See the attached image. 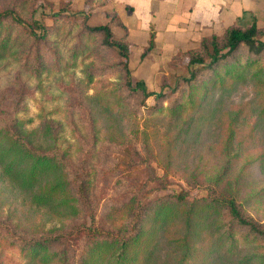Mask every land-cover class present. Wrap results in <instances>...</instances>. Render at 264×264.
Returning <instances> with one entry per match:
<instances>
[{
    "label": "rangeland",
    "instance_id": "374dc122",
    "mask_svg": "<svg viewBox=\"0 0 264 264\" xmlns=\"http://www.w3.org/2000/svg\"><path fill=\"white\" fill-rule=\"evenodd\" d=\"M112 6L113 0H0V11L12 9L24 20H36L47 27L42 40L28 38L11 22L0 29V98L20 100L17 115L31 120L27 124L29 129L42 120L52 121L59 130V146L77 167L81 149L87 150L77 140V134L88 142L84 121L88 112L94 116L97 130L96 144L88 152L87 173L83 174L88 182V201L81 202L80 217H62L61 205H41L32 193L21 191L0 178V221L11 222L27 236H37L59 228L68 230L83 222V214L93 210V223L113 230L126 218L123 212H115L114 202L120 195L123 198L128 194L135 196L136 188L147 186L151 188V197L181 190L189 197L205 196L204 184L220 169L228 154L237 153L239 159L234 161L233 175H239L237 188L242 210L264 227V52L257 58L252 57L256 60L250 66H246L249 59L246 49L241 47L234 52L230 61L235 58L238 65H245L238 66L243 75L238 79L228 78L224 94L219 87L209 93L201 85L192 96L193 102L185 103L179 116H171L168 107L173 101H186V87H183L182 91L168 93L161 99L159 111L137 109L135 119L127 116L122 120L120 131L113 125L111 91L115 83H121L118 54L114 49L102 47L98 34L80 30L83 20L91 26L109 21L111 31L121 36L123 29L116 24ZM252 16L256 17L258 27L264 28V0H257L254 12L243 10L228 24V20L224 21L218 36L231 23L245 27ZM2 37H8L5 48H2ZM145 46H137L140 54ZM137 47L129 43L132 52ZM177 53L165 60L156 58L158 63L150 57V64H143L144 57L139 54L129 60L133 78L143 79L144 74L143 80L151 91H160L164 80L167 92L174 80L187 75V58ZM36 55L38 68L30 62ZM23 57L29 61L26 63ZM257 69L260 75L255 85L250 73ZM88 70L93 73L91 83L86 80ZM221 98L222 102H218ZM153 104V96L148 97L146 105ZM105 105L111 110L110 116ZM125 112L129 113L128 109ZM224 188L226 192L229 190L228 185ZM221 217L227 220L226 216ZM231 226L233 243L236 251H241L240 255L252 247L264 252V240L252 241V235L246 236L244 226L235 223ZM4 233L0 229V262L3 264H79V255L86 257L91 246V242L84 239H70L62 246L63 260L38 262L9 244ZM193 248L192 259H188L187 264H213L211 257L202 252L203 244L197 242ZM102 255L104 259L100 264H113L112 257L107 263V256ZM173 256L169 246L161 242L154 261L144 264H175ZM141 260L139 255L133 264H142ZM233 263L226 257L222 264ZM86 264H96L95 257L90 256Z\"/></svg>",
    "mask_w": 264,
    "mask_h": 264
},
{
    "label": "trees",
    "instance_id": "16d2710c",
    "mask_svg": "<svg viewBox=\"0 0 264 264\" xmlns=\"http://www.w3.org/2000/svg\"><path fill=\"white\" fill-rule=\"evenodd\" d=\"M61 11H64L63 8ZM113 14V17H117L116 13ZM84 16L86 19V15ZM8 22H11L12 26L17 25L30 39L42 40L47 31L42 22L26 21L12 9L1 10L0 29ZM116 24L123 29L121 36H116L111 31L109 21L91 26L83 20L80 30L98 34L100 45L114 49L118 54L121 83H115L111 90L113 125L118 130L127 116L135 119L137 109L144 107L150 111H159V101L167 97L168 93L182 91L183 87H186V101H173L168 107L171 116H179L185 103L193 102L192 96L201 85L205 87L206 92L210 93L219 87L221 94H224L227 79H238L243 75V72L239 73L238 66L241 68L245 65H238L235 58L230 61L234 52L241 47L246 49L249 58L246 60V66H250L264 52V28L258 27L256 17L252 16L250 23L245 27L229 25L221 36H204L199 40L197 47L178 52L187 58V75L179 77L180 80H174V85L168 88L167 92L164 80L161 82L160 91H151L143 79L133 78L129 67L131 50L127 30L118 17ZM7 38H1L2 48H5ZM154 48V32L151 30L140 57H145ZM26 56L29 59L28 53ZM23 59L26 63L29 61L27 57ZM30 62L38 68V55L33 56ZM259 75L258 69L250 73L253 84L256 85ZM86 80L87 83L93 81V73L89 70ZM17 95L20 97V92H17ZM150 96H153L155 104L147 106L146 100ZM177 98L178 96L175 99ZM19 101L0 98V178L21 191L32 193L41 205H61L62 217H80V204L88 201V182L83 174L87 173L88 152L94 148L97 140L94 116L88 112L84 120L88 142L80 133L77 134V140L87 149H81L82 155L77 167L66 150L59 146V130L55 129L54 123L42 120L38 126L29 129L27 124L31 120L17 115ZM218 102H222V98ZM103 107L110 116V108L107 105ZM127 109L129 113L125 112ZM137 129L136 126V131ZM231 138L232 135L229 134V139ZM236 158L239 159L237 153L227 155V160L220 169L204 184L207 194L202 197H189L185 190L151 197V188L147 186L136 188L135 196L128 194L123 198L120 195L114 202L115 212H123L126 218L119 226H114L113 230L93 223L92 208V211L83 214V222L68 230L59 228L37 236H27L7 220L0 221V229L5 231L2 235L9 244L17 247L30 260L36 259L38 262L63 260L62 246L68 244L70 239L79 238L91 242L88 255H79V264H86L90 256H94L96 264H100L104 259L102 254L107 256V263L112 257L113 264H133L139 255L142 257V264L151 263L161 242L168 245L169 250L175 254V264H187V260L192 259L193 245L197 242L204 245L202 252L211 257L213 264H222L226 257H229V261H234L233 264H264V252H257L252 247L240 255L241 251H236L233 243V223L244 226L246 236L252 235L250 240H264L263 224L245 214L238 199L239 175H233ZM227 185L229 190L226 192L224 187ZM222 215L226 216L227 220H223ZM204 240L205 243L201 242Z\"/></svg>",
    "mask_w": 264,
    "mask_h": 264
},
{
    "label": "crops",
    "instance_id": "0c3cea01",
    "mask_svg": "<svg viewBox=\"0 0 264 264\" xmlns=\"http://www.w3.org/2000/svg\"><path fill=\"white\" fill-rule=\"evenodd\" d=\"M256 5L257 0H113L112 7L130 44L144 47L149 32H154L155 48L142 59L143 64H150V57L158 63L156 58L168 59L197 46L204 36L219 35L224 21L228 24L243 10L254 12ZM139 54L137 47L129 60Z\"/></svg>",
    "mask_w": 264,
    "mask_h": 264
}]
</instances>
